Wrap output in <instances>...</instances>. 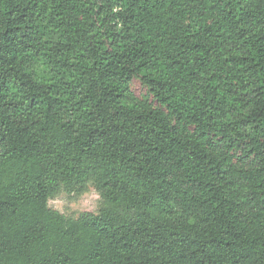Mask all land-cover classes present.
<instances>
[{
  "label": "trees",
  "instance_id": "16d2710c",
  "mask_svg": "<svg viewBox=\"0 0 264 264\" xmlns=\"http://www.w3.org/2000/svg\"><path fill=\"white\" fill-rule=\"evenodd\" d=\"M0 264H264V0H0Z\"/></svg>",
  "mask_w": 264,
  "mask_h": 264
},
{
  "label": "rangeland",
  "instance_id": "374dc122",
  "mask_svg": "<svg viewBox=\"0 0 264 264\" xmlns=\"http://www.w3.org/2000/svg\"><path fill=\"white\" fill-rule=\"evenodd\" d=\"M130 89L137 99L159 105L139 76L133 77ZM48 205L66 216L77 217L83 212L98 213L105 205V200L91 179L54 194L48 200Z\"/></svg>",
  "mask_w": 264,
  "mask_h": 264
}]
</instances>
